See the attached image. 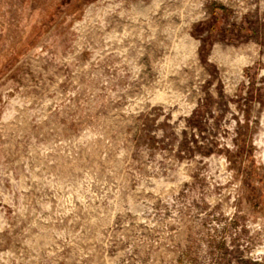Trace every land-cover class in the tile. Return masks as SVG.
<instances>
[{"label":"rangeland","instance_id":"1","mask_svg":"<svg viewBox=\"0 0 264 264\" xmlns=\"http://www.w3.org/2000/svg\"><path fill=\"white\" fill-rule=\"evenodd\" d=\"M0 264H264V0H0Z\"/></svg>","mask_w":264,"mask_h":264}]
</instances>
